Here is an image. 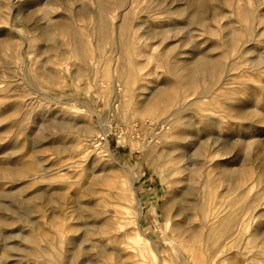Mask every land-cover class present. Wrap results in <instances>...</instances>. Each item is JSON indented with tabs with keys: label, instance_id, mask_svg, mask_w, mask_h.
<instances>
[{
	"label": "rangeland",
	"instance_id": "rangeland-1",
	"mask_svg": "<svg viewBox=\"0 0 264 264\" xmlns=\"http://www.w3.org/2000/svg\"><path fill=\"white\" fill-rule=\"evenodd\" d=\"M198 4L0 0V204L13 210L0 214V241L12 235L0 242V250L3 244L24 246L18 238L23 230L45 247L34 226L22 220L26 199L44 190L46 196H63H53L68 210L67 217L58 214L54 231L66 228L70 239H79L86 223L110 222L94 234L95 246L80 245L85 251L78 261L158 264L160 254L164 264H264L255 240V233L264 230V178L258 183L263 167L258 156L264 154V0H228L225 6L207 1L206 29L191 23ZM232 39V45H224ZM246 47L251 54L240 59ZM200 56L206 63L197 65ZM254 58H260L259 68L247 62ZM216 67L218 76L212 78L209 72ZM196 70L207 73L196 81L190 74ZM112 73L120 100L112 92L103 96L114 81ZM138 87L146 89L140 96L160 89L165 113L178 98L192 101L183 122L193 123L196 139L209 143L212 154L191 199L198 210L225 211L226 217L234 214L246 223L243 235L228 247L220 243L218 229L197 241L175 239L167 229L163 203L175 190L158 155L161 140L148 136L165 130H154L153 118H143L139 106H133ZM202 88L207 97L198 100ZM243 109L252 114L245 126L236 115ZM217 125L221 129L209 132ZM193 128L179 126L176 133L189 135ZM213 162L243 171L241 191L206 186L218 182ZM86 189L97 195H87ZM74 197L82 198L81 204L67 206L65 200ZM85 205L96 214L88 211L78 219L73 212ZM34 206L42 208L41 215L26 218L40 227L39 222L45 236L53 233L47 225L50 207L35 197L28 207ZM101 248L111 255L101 257ZM26 260L17 252L0 251V264H39Z\"/></svg>",
	"mask_w": 264,
	"mask_h": 264
},
{
	"label": "bare ground",
	"instance_id": "bare-ground-1",
	"mask_svg": "<svg viewBox=\"0 0 264 264\" xmlns=\"http://www.w3.org/2000/svg\"><path fill=\"white\" fill-rule=\"evenodd\" d=\"M207 1H216L218 2L219 6H225L228 3V0H198L199 10H197L196 14L192 17L191 23H196L203 29L207 28ZM10 6H13L11 2ZM215 10L216 12L219 11L217 8ZM231 36L232 34H229L228 36H226V38ZM233 41L235 42V39L227 42L225 41L223 43L224 45L229 46L234 43ZM251 42L252 40H248L246 44H249ZM250 54V50H248L246 47L239 52L238 57L241 59L242 56ZM22 60L27 66V61L21 58V61ZM198 60L200 61L197 62V65H199V62L201 61L205 62V56L198 57ZM247 62L252 64L254 68H259L260 66V58H254L253 60H248ZM230 63H232V61L229 58L227 59L226 67H228ZM189 66L190 65H186L184 70H186ZM197 70L195 72V75L193 73H190L192 78H194L196 81H198L201 76L207 73L205 72L206 70ZM218 73L219 68L217 67L215 70L209 72L212 78H216L218 76ZM224 73L228 75L230 71L224 69ZM114 77L115 76L112 73L111 78L114 81L111 83L112 85L110 86L108 92L106 91L105 93H103V96L106 95L107 97L109 94H111L110 92L115 94V97L117 98L121 95L117 92V81L114 79ZM144 90L146 89L143 87H138L136 90H134L133 106H139L138 113L143 118H153L152 122L154 130H165L163 134L154 135V133H149L148 136L155 140H161L162 144L160 147H162V149L161 151H159L158 155L161 158L165 168V177H168L170 179V181H168L169 186H171L175 190L173 194L167 192L163 203V216L165 217V219L168 218L167 229L170 228V230L174 232L175 239L180 237L186 238L187 236L193 241L202 239L206 231H213L215 229H218V231H220V234H223V237L220 239V243H222L225 248L228 247L230 243H234L239 237L243 235L246 223L242 220V218H239L234 214L230 217H226L225 211L213 212L206 208L198 210L197 205L191 199L199 182L201 168L211 163L209 161H211L212 154V150H210L211 145H209V143L203 141L202 139H196L198 129L193 128V123L183 122V119H186L184 118V115L189 110L192 101L190 100L186 102V99L179 100L178 98V100L176 99L175 102H173V106L171 107V109L166 110L165 113V106L159 100L161 90L157 89L140 96L139 92H143ZM205 92L206 88H202V91L200 92L201 96L198 98V100L200 98L207 97L202 95ZM242 111H244V109ZM242 111H236V115L241 118V125L245 126L249 123V118L252 117V114L245 113V111L243 114ZM161 114L162 116L158 117ZM179 126L193 128V130L189 135H181L176 133ZM219 129H221V126L217 125L215 130H209V132L217 131ZM102 130L104 133L103 136H105L106 132H104V128ZM131 130L133 131L134 129L131 128ZM168 138L170 139V141L167 142ZM143 147L145 148V150H148L150 145L145 143ZM258 159L263 165L260 173L261 177L258 180V183H260L261 179L264 178V154L259 155ZM213 165L215 170L218 172V182H207L206 186L208 188L213 187V183H216L227 186V191L229 193H238L239 191H241L244 182L246 181V177L243 176V171L231 172L228 170V167L222 166L221 164H215V162H213ZM39 170L44 174H50V169L48 168L39 167ZM106 183L107 185L110 184L108 180ZM74 185L75 184H72V186ZM262 191L264 192V188L262 189ZM45 193L46 191L40 190L33 195L35 198L39 199L42 202V205L44 204L45 207H50L49 209H46V212H50V216L47 219L49 220V222L47 221V225H49L51 231H54V227H56L59 223L58 220L60 216L58 214L60 212H63V215L67 217L68 210H66V208L63 210L64 207L60 204L57 205L54 198L56 196H54L53 194H50V196H46ZM85 193L90 196L97 195L96 192H93L90 189H86ZM34 197L26 199L24 204L25 207H23L24 217L22 218V220L26 224V226H34V228L39 233V237H41L46 243L45 247L38 246L37 238H35L31 234H25V231L23 230L22 232L20 231L18 238L24 243V246L19 247L15 245L3 244V248L0 251H4L8 254L11 252H17L20 254V259L26 258L29 260V262H35L39 264H102L101 262L90 258H85L81 261H78L77 257L81 256V254L85 251V249L80 245L88 244L90 246H95L94 241L92 240L94 234L96 232H99L102 229V226H108L110 224L109 220L100 225L86 223L83 226L84 231L79 239L68 238V236L66 235L68 233L66 228H63L62 230L58 229L59 231L57 230L50 234L46 232L45 236V232L42 230L41 224H39V222L36 223H38L40 227L35 223L34 225H32V222L26 218V216L35 214L41 215L42 213V208H40L39 206H34L33 208L28 207ZM56 198L62 199L63 196H58ZM221 198H223L224 201L226 200L225 196L223 195H219L217 199ZM81 201L82 198L74 197L65 200V204L67 206L75 205L77 203L81 204ZM226 205H228L227 207L231 208L228 203H226ZM92 207L93 206L91 205L80 206V210L76 209L73 213L78 219L85 218V212L92 211L94 214H96V212L93 211ZM90 208L92 209L88 210ZM4 211H9L12 213L13 210L8 209V207H5L3 204H0V214ZM260 216L261 218H264V213L261 212ZM198 220H201L200 225L197 227H193V224ZM11 236L2 235V241L0 242H6L7 240H9V238H11ZM255 240L259 243V246L261 245L258 253L264 256V230L262 232L255 233ZM63 246H65V249H63ZM99 255L106 258L111 254L106 248H101V252ZM157 257V263L164 264L163 260L160 258V254H158ZM108 264L113 263L109 262ZM216 264L219 263L217 262Z\"/></svg>",
	"mask_w": 264,
	"mask_h": 264
}]
</instances>
